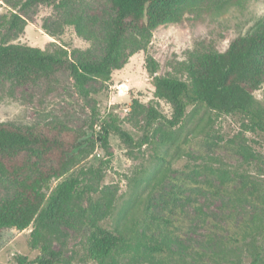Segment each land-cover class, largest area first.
I'll use <instances>...</instances> for the list:
<instances>
[{"label": "rangeland", "instance_id": "1", "mask_svg": "<svg viewBox=\"0 0 264 264\" xmlns=\"http://www.w3.org/2000/svg\"><path fill=\"white\" fill-rule=\"evenodd\" d=\"M26 1L0 0V45L49 54L65 50L75 62L101 59L115 18L108 0H72L63 7L24 6ZM71 20L88 36H78ZM263 25L264 0L195 1L143 37L129 32L119 67L111 70L109 82L90 81L87 99L66 76L49 88L40 82L0 81V123L19 129L64 124L89 138L88 155L51 185L53 190L64 180L79 182L72 199L42 229V239L62 251L61 264H97L87 253L91 223L118 228L130 242L128 253L104 264H250L258 247L264 259V237L258 232L239 245L229 240L230 222L242 227L264 220V132L246 114L220 115L201 105L189 106L182 123L169 128L165 120L172 108L153 94L154 76L186 80L185 66L224 52L234 39ZM253 98L264 124V83ZM149 105L164 118L151 130L149 142L128 147L110 132L107 156L99 124L115 117L138 140ZM91 109L99 116L92 130L86 126ZM17 197L16 185L0 179V204ZM36 227L0 232V264L38 256L29 246ZM169 238L173 243L166 254L146 260L143 250L136 253L140 240Z\"/></svg>", "mask_w": 264, "mask_h": 264}, {"label": "trees", "instance_id": "2", "mask_svg": "<svg viewBox=\"0 0 264 264\" xmlns=\"http://www.w3.org/2000/svg\"><path fill=\"white\" fill-rule=\"evenodd\" d=\"M72 0H27L24 6H65ZM204 0H108L115 13L112 24L106 31V48L101 59L90 62L84 58L72 61L65 50L49 54L38 48L19 45H0V81L34 83L40 82L46 88L57 83L62 76L73 81V89L84 99L90 95L88 83L92 80L109 82L111 70L119 67L122 49L128 41L129 32L140 37L158 27L175 20L180 8L188 3ZM75 25L78 36L88 34L78 21ZM264 25L254 33L234 39L224 52L205 55L202 63L185 66L186 80L172 76H154V98L163 100L172 108L170 119L165 120L169 128H175L183 121L189 106L201 105L220 115L242 113L250 116L253 126L264 132L261 110L254 108L253 94L264 83ZM154 73L155 71L152 70ZM98 113L90 110V130L99 123ZM159 120H164L156 107L149 105L144 118V132L140 139H133L117 124L115 117L99 124L100 144L110 156L108 135L113 132L128 147L140 148L149 142V135ZM92 139V136H91ZM89 141L85 132H75L64 124L54 127L29 126L14 128L0 123V179L16 185L18 197L10 204H0V232L15 229L19 232L31 224L37 225L31 234L29 246L39 252L28 261L16 256L17 264H61L63 254L53 250L42 239V229L68 203L76 193L79 182L64 180L53 190V182L61 179L75 168L88 154L84 146ZM229 240L242 244L247 237L258 232L264 237V220L259 218L251 224L235 227ZM88 258L97 264H104L130 251V242L118 228L107 229L90 224L88 235ZM173 241L150 239L139 241L136 253L146 260L156 254H166ZM261 248V249H260ZM250 264L264 263L262 247Z\"/></svg>", "mask_w": 264, "mask_h": 264}]
</instances>
